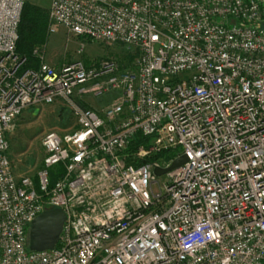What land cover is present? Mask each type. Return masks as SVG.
<instances>
[{"label": "built area", "instance_id": "obj_1", "mask_svg": "<svg viewBox=\"0 0 264 264\" xmlns=\"http://www.w3.org/2000/svg\"><path fill=\"white\" fill-rule=\"evenodd\" d=\"M23 2L0 0V264H264V0H50L49 32L134 59L54 66L34 49L22 69ZM111 91L100 111L81 104ZM55 102L73 127L15 174L5 132ZM47 208L65 214L58 240L30 250Z\"/></svg>", "mask_w": 264, "mask_h": 264}, {"label": "rangeland", "instance_id": "obj_2", "mask_svg": "<svg viewBox=\"0 0 264 264\" xmlns=\"http://www.w3.org/2000/svg\"><path fill=\"white\" fill-rule=\"evenodd\" d=\"M45 7L50 0H24ZM53 32H47V39L36 49L43 54L44 60L54 66L74 60L86 64L97 63L104 58H118L124 54L119 44L107 45L83 36L70 33L62 25H56ZM82 46V48H81ZM118 92L111 91L98 96L89 93L81 101L88 107L101 108L116 98ZM74 118L67 107L55 102L47 105L32 106L24 110L6 131L9 142V155L15 174L32 173L43 156L41 139L50 131H63L73 127ZM167 155H170L168 152ZM166 154L163 157H167ZM168 158V157H167Z\"/></svg>", "mask_w": 264, "mask_h": 264}, {"label": "trees", "instance_id": "obj_3", "mask_svg": "<svg viewBox=\"0 0 264 264\" xmlns=\"http://www.w3.org/2000/svg\"><path fill=\"white\" fill-rule=\"evenodd\" d=\"M47 11L48 10L45 7H40L39 5L29 1L23 2L20 22L18 25L19 38L16 47L19 56L24 58L22 69L36 68L38 66L39 58L38 55L34 53V49L42 46L47 39L49 24ZM84 38L89 39L87 37ZM120 46L124 54H122L118 60L114 59L119 63L121 68L129 67L131 66L135 53L128 51L122 45ZM5 137L7 138L6 132ZM138 137H140V135H138ZM129 149L132 148L130 147ZM164 154L167 155L168 153L164 151L162 152V155ZM171 156L172 153L167 155L168 158L165 156L164 159L169 160Z\"/></svg>", "mask_w": 264, "mask_h": 264}, {"label": "water", "instance_id": "obj_4", "mask_svg": "<svg viewBox=\"0 0 264 264\" xmlns=\"http://www.w3.org/2000/svg\"><path fill=\"white\" fill-rule=\"evenodd\" d=\"M186 161L185 155L174 159L167 167H155L156 175L165 174ZM65 214L60 208H47L37 215L28 230V248L30 250L52 249L59 237Z\"/></svg>", "mask_w": 264, "mask_h": 264}, {"label": "crops", "instance_id": "obj_5", "mask_svg": "<svg viewBox=\"0 0 264 264\" xmlns=\"http://www.w3.org/2000/svg\"><path fill=\"white\" fill-rule=\"evenodd\" d=\"M90 108H92V109H94V110H97V111H100V109L102 108H95V107H90Z\"/></svg>", "mask_w": 264, "mask_h": 264}]
</instances>
